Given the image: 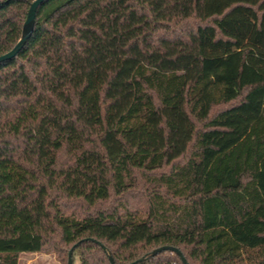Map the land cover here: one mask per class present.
I'll list each match as a JSON object with an SVG mask.
<instances>
[{
  "label": "trees",
  "instance_id": "1",
  "mask_svg": "<svg viewBox=\"0 0 264 264\" xmlns=\"http://www.w3.org/2000/svg\"><path fill=\"white\" fill-rule=\"evenodd\" d=\"M33 1L0 0V55ZM164 245L264 264V0H45L0 63V264Z\"/></svg>",
  "mask_w": 264,
  "mask_h": 264
},
{
  "label": "water",
  "instance_id": "2",
  "mask_svg": "<svg viewBox=\"0 0 264 264\" xmlns=\"http://www.w3.org/2000/svg\"><path fill=\"white\" fill-rule=\"evenodd\" d=\"M44 1L45 0H34L33 2H31L30 8L28 10L27 18H26V20L24 22V25H23V31H22L21 38L18 40V42L15 44V46L11 50H9L8 52L0 55V63L3 62V61H6V60L14 58L22 50V48L24 47V45L26 44V42L28 41V39L30 38V36H31V34H32L33 30H34L37 10H38L39 6ZM98 243L102 246V248L104 250H106V247L102 243H100L99 241H98ZM162 250H172V251L176 252L180 256V258H181V260H182V262L184 264H190L188 262L187 258L184 256L183 252L178 247H175V246L164 245V246H161V247L153 250L151 252V254L154 255V254H156V253H158V252H160ZM110 260H111L112 263L114 262L112 256H110ZM136 262L137 261L132 262L130 264H134ZM68 264H73L72 250L69 252Z\"/></svg>",
  "mask_w": 264,
  "mask_h": 264
},
{
  "label": "rangeland",
  "instance_id": "3",
  "mask_svg": "<svg viewBox=\"0 0 264 264\" xmlns=\"http://www.w3.org/2000/svg\"><path fill=\"white\" fill-rule=\"evenodd\" d=\"M170 170V167L165 169ZM20 264H65L61 256L53 252L23 253L20 256ZM78 264V261H76Z\"/></svg>",
  "mask_w": 264,
  "mask_h": 264
}]
</instances>
